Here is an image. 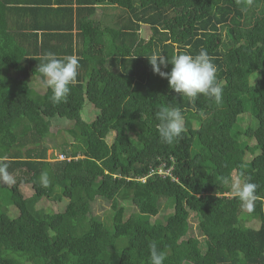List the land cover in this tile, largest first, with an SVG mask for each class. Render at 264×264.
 I'll list each match as a JSON object with an SVG mask.
<instances>
[{"label":"trees","instance_id":"1","mask_svg":"<svg viewBox=\"0 0 264 264\" xmlns=\"http://www.w3.org/2000/svg\"><path fill=\"white\" fill-rule=\"evenodd\" d=\"M27 1H1L4 28L12 10L36 7ZM105 3L125 12L102 38L96 30L102 50L95 63L81 59L80 50L53 52L79 61L66 102L53 103L48 87L33 90L31 70L43 59L19 46L27 37L0 36V72L21 74L0 76V165L11 177L0 181V264H151L152 242L166 253L164 264H264V0L250 6L246 0ZM89 36L83 31L84 46ZM201 49L217 67L220 103L173 92L148 59ZM85 105L91 110L87 121L81 116ZM161 106L179 108L184 116L185 131L171 145L158 131ZM245 113L252 123L241 127ZM52 118L73 123L67 132L77 144L63 151L69 160L47 159L43 141ZM161 164L172 166L169 175L147 176ZM233 173L258 185L254 212L244 213L234 195ZM21 184L31 185L30 196ZM89 187L111 202L108 224L93 218L90 199L76 193ZM124 195L135 208L126 218L119 202ZM43 198L68 201L49 212L37 207ZM190 215L200 237L187 236ZM245 218L254 225L241 227Z\"/></svg>","mask_w":264,"mask_h":264},{"label":"clouds","instance_id":"2","mask_svg":"<svg viewBox=\"0 0 264 264\" xmlns=\"http://www.w3.org/2000/svg\"><path fill=\"white\" fill-rule=\"evenodd\" d=\"M251 5L253 0H246ZM190 47V46H189ZM154 74L166 78L173 92L195 98L198 94L214 98L216 103L222 100V85L217 81V67L212 62L206 49H201L198 54L189 52L174 55L170 60L161 53H153L148 57ZM169 64L170 71H165ZM79 61L76 56H66L63 59L49 52L43 57V62L38 65V71L42 76L43 83L51 89L53 103L66 102L70 94V86L78 76ZM159 120L158 131L163 142L171 145L185 131L184 116L179 108L161 106L156 114ZM64 155L63 153H59ZM55 160H69V157ZM48 159V158H47ZM51 161L50 159H48ZM0 174L5 181L11 177L6 171L5 165H0ZM147 177V176H146ZM224 183H228V177H221ZM43 186H48L49 178L47 171L41 173ZM258 185L247 180H236L232 185L234 195L241 201L243 208L252 213L255 210L257 199L256 190ZM151 264H164L166 253L158 249L157 243L149 245Z\"/></svg>","mask_w":264,"mask_h":264},{"label":"crops","instance_id":"3","mask_svg":"<svg viewBox=\"0 0 264 264\" xmlns=\"http://www.w3.org/2000/svg\"><path fill=\"white\" fill-rule=\"evenodd\" d=\"M1 1L5 0H0V4ZM29 2L27 1L28 4H33L31 0ZM35 2L36 7L33 10H12L6 18L8 28L0 23V36L5 38L7 34L16 37L25 35V41L18 40L19 46L29 53L39 54L38 59H43L49 52L69 53L67 49L71 48L73 54H79L78 50L82 52L81 59L91 58L94 61L95 56H99L102 50V44L95 40L97 31L102 38L103 32H108V28L114 30L119 17L125 12L119 4H107L105 0H34ZM15 6L17 5H12ZM2 8L0 6V21ZM83 31L90 32L85 46L82 40ZM65 33L71 36H66ZM64 57L66 56H61ZM37 67L31 70L33 80L44 85Z\"/></svg>","mask_w":264,"mask_h":264},{"label":"rangeland","instance_id":"4","mask_svg":"<svg viewBox=\"0 0 264 264\" xmlns=\"http://www.w3.org/2000/svg\"><path fill=\"white\" fill-rule=\"evenodd\" d=\"M108 26H110V23H108ZM144 31H147V29L145 28ZM144 48L146 51H148V49L150 48V42L148 41V39L146 40L145 44H144ZM3 75L6 76H13V77H18L21 74L19 72L14 71L13 69H2V71L0 72ZM33 80V79H32ZM33 90L34 88H36L35 92L38 93H43V87L46 86L45 84H41L38 81L35 83V81L33 80ZM88 105H85L83 110L81 111V116H83L84 120L87 121L89 119V113H90V109L87 112L86 108ZM51 127L50 130L47 133V136L44 138L43 144L45 147H47V158L50 159L51 161H53L54 159H56L57 154L59 153H63V151L65 150V146L67 147H71L72 143H76V140L73 139V137H70V135L68 134L67 130L69 128L72 127L73 123L69 120L66 119H60V118H52L51 119ZM240 126L242 127V125L244 124H251L252 121L251 119L248 120V115H245L243 117L240 118ZM185 122V121H184ZM256 124V121L253 119V126ZM192 125H195L194 121H192ZM71 143V144H70ZM253 141L250 143V145H253ZM233 182H235L236 180H242L238 178L237 174L235 175L233 173ZM0 181H5L2 177L0 178ZM21 191L22 193L28 197L32 194V189H31V185L30 184H21L20 185ZM76 193L78 195L81 196H86L88 199H90L91 202V215L93 216V218H95L97 221L100 222H104L105 224H108L110 222L111 219V214H110V208H111V202L101 198L100 196H98L96 190L94 188H80V189H76ZM126 199V195H124L122 197V199H119V202L122 203L125 206V214L124 217H128L130 214L135 212V208L134 206H132ZM67 199L63 198L61 201H54V200H50V199H45L43 198L41 201H39L37 203V207L43 209V211H61L65 208V205L67 203ZM171 202L166 203V206L168 208V210L166 212L170 213L173 210V202L172 200H170ZM3 212H5L4 208H0V218L2 217ZM247 211L245 210L244 213H246ZM247 214V213H246ZM189 224H190V228L188 231L187 236L190 235H195L197 237H200V234L198 232L197 226H196V219L193 215H190L189 218ZM241 227H246V226H253L254 223L251 222V220L249 218H245L242 219V221L240 222Z\"/></svg>","mask_w":264,"mask_h":264},{"label":"built area","instance_id":"5","mask_svg":"<svg viewBox=\"0 0 264 264\" xmlns=\"http://www.w3.org/2000/svg\"><path fill=\"white\" fill-rule=\"evenodd\" d=\"M58 158H59V159H64L65 156L62 155V154H59V155H58ZM171 169H172V166L169 167V168H165V167H164V164H161V167L158 168L157 170H155V169H150L149 174H148L147 176H152L154 173H157L158 175H161V176L169 175L170 172H171Z\"/></svg>","mask_w":264,"mask_h":264}]
</instances>
